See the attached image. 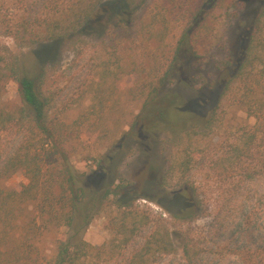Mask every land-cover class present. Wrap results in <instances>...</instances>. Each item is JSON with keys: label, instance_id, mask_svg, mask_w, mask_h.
I'll return each instance as SVG.
<instances>
[{"label": "rangeland", "instance_id": "obj_1", "mask_svg": "<svg viewBox=\"0 0 264 264\" xmlns=\"http://www.w3.org/2000/svg\"><path fill=\"white\" fill-rule=\"evenodd\" d=\"M77 1L0 0V59L10 49L25 72L43 75L41 93L49 101L52 121L64 130L75 172L88 191L114 193L83 235L96 247L116 239L115 249L108 247L97 263L185 264L184 249L191 241L203 264H245L240 254L245 246L257 256L252 264H263L264 173L256 161L251 163L256 170L238 173L218 172L213 165L236 129L247 125L234 95L219 101L220 87L212 86L227 71L217 67L220 61L237 59L245 44L244 32L256 18L251 5L244 0H135L139 8L132 24L112 21L102 33L74 34L54 47L30 44V38L43 41L47 24ZM30 20L36 24L25 41L20 23ZM184 31H191L189 71L172 61ZM175 65L174 77L161 85ZM0 99L10 109L22 107L19 86L5 77L1 62ZM183 100L207 117L220 105L215 128L202 134L192 121L176 129L153 122V114ZM31 133L26 126L1 134L0 155L4 147H17L19 138L25 147ZM1 172L0 161L2 188L21 189L29 183L23 171L8 177ZM163 177L166 182L158 188ZM182 191L197 214L175 221L161 205L175 210L168 195ZM117 199L128 207L118 208ZM34 210V203L27 204L24 215ZM166 229L176 251L146 250L151 235L161 239ZM62 233L51 230L45 237L43 259L56 255Z\"/></svg>", "mask_w": 264, "mask_h": 264}, {"label": "trees", "instance_id": "obj_2", "mask_svg": "<svg viewBox=\"0 0 264 264\" xmlns=\"http://www.w3.org/2000/svg\"><path fill=\"white\" fill-rule=\"evenodd\" d=\"M244 1L251 5L256 18L244 32L245 44L238 58L220 61L221 64L217 67L227 71L212 87H220L219 101L224 96L234 95V99L246 113L247 125L235 128L234 138L231 142H226L223 155L218 157L213 165L218 172L227 170L238 173L242 169L250 171L254 168L251 163L256 161L259 172L263 174L264 0ZM138 8L135 0H78L76 6L67 10L55 22L51 21L45 25L47 28L42 33L43 41H33L25 36L36 24L31 20L20 23L22 32L20 31L19 35L24 36L25 41L28 39L33 46L47 44L54 47L74 34L75 37H81L90 33H102L112 21L121 25L132 24ZM190 33L191 31H184L172 60L187 71L192 69L189 65L193 55L189 47ZM6 52V57L1 58L0 62L3 63L5 77L19 86L22 107L10 109L0 99V135L27 126L33 137L25 147H20L19 138L17 147L9 150L4 147L5 150L1 151L2 175L4 173L8 177L23 171L29 183L14 190L0 187V264H98L108 247L115 249L116 239H112L108 245L96 247L87 242L83 235L92 220L99 215L104 200L114 193L109 189L103 194L102 191L87 190L66 154L67 141L64 130L50 117L49 101L41 93L40 80L43 75L34 76L25 72L20 65V57L10 49H6ZM179 66L175 65L166 73L160 81L161 85L165 84L167 78L174 77V71H177ZM182 82L185 84L187 81L184 79ZM219 106L216 105L207 117L199 114L197 108L186 100L181 104L172 101L170 107L159 111L158 115L153 114L152 118L157 125L161 123L170 129L192 121L197 124L196 127L202 134H206L215 128L219 120ZM250 120H254V123H248ZM248 163L250 164L247 165ZM188 166L189 162L183 165L186 167L184 171H187ZM165 182L163 177L161 183L156 186L161 188ZM193 193L195 194L194 190ZM168 196L176 209L161 206L175 221L191 220L196 216V206L188 203L186 191ZM29 203L35 204V212L25 216V205ZM114 204L120 209L128 207L120 199L115 200ZM132 228H137V223H132ZM51 230L63 233L56 241V255L46 260L42 257L41 246ZM151 239L145 245L146 250L157 249L165 254L176 251L168 229L161 239H157L155 234L151 235ZM130 241V238H126L123 242L128 244ZM243 252L240 253L243 254L242 262L252 264L257 257L252 249L245 246ZM142 257L144 256L140 255V259ZM184 257L185 264H203L200 251L191 241L184 249Z\"/></svg>", "mask_w": 264, "mask_h": 264}]
</instances>
